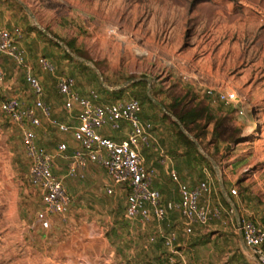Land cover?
<instances>
[{"label": "rangeland", "instance_id": "obj_1", "mask_svg": "<svg viewBox=\"0 0 264 264\" xmlns=\"http://www.w3.org/2000/svg\"><path fill=\"white\" fill-rule=\"evenodd\" d=\"M17 1L30 17L29 33L37 36L32 49L56 65L45 74L67 73L85 81L99 96L96 104L138 98L143 103L140 119L160 124L155 130L171 157L179 154L177 146L188 148V157H198L216 181L219 170L229 165L225 152L232 147L222 152L225 143L248 144L240 149L264 156V0ZM21 28L27 38V29ZM25 90L32 101L29 88ZM211 90L236 92L245 100L226 104L213 100ZM122 127L108 126L116 133ZM254 160L257 166L247 174L264 168L263 159ZM29 169L22 130L0 109V264H50L42 250L46 247L32 236L39 230L43 240H50L36 221L41 201L28 185ZM115 188L118 192L106 200L123 218L128 192ZM253 191L262 202L264 190ZM59 236L62 241L67 235ZM245 258L246 264H257L249 253ZM225 260L216 264H227Z\"/></svg>", "mask_w": 264, "mask_h": 264}, {"label": "crops", "instance_id": "obj_2", "mask_svg": "<svg viewBox=\"0 0 264 264\" xmlns=\"http://www.w3.org/2000/svg\"><path fill=\"white\" fill-rule=\"evenodd\" d=\"M259 1L262 2L263 0ZM260 4L261 9L264 8V3ZM22 6L17 0H0V29L21 28L23 26L28 33L31 32V27L29 28V25L31 26L30 17L27 12L28 16L24 14L23 9H21ZM261 12H263V9ZM28 35L27 38L24 35L21 45L25 49L26 60L32 65L34 73L40 78L44 86V100L51 106L53 118L70 126H75L78 123V109H75L73 113H68L63 107V98L56 88L57 76L62 73L48 77L41 70L37 60L43 55L37 54V51L32 49L33 44L34 46L37 45V36L33 35V33ZM12 66H16L13 60L0 53V72L4 75L0 82L3 89V97L18 96L26 105L32 106L34 99L27 101L26 97L28 96L25 94L26 87L31 92L25 74H23V71V73L19 72V68H13ZM76 83L77 91L82 96H88L91 88L85 84V81L79 80L78 82L77 79ZM51 92H53L52 95ZM31 96L35 98L32 92ZM232 109L231 113L235 112V106ZM223 112L226 114L227 110ZM241 112L243 111L240 110L239 114ZM37 114L42 119V124L35 128L39 145L50 152H54L60 142L66 141L69 144V153L74 148L79 147V144L70 134L71 132L62 133L56 126L50 124L40 111H37ZM6 117L9 118L7 115ZM10 122L13 123L11 120ZM144 123L152 125V130L154 129V132H152L154 144L161 146L159 141L161 136H158V132L155 130L160 124H153L150 120L144 121ZM127 124V122L122 121L121 127ZM127 126V128L122 127L118 133L105 126L99 130V133L115 140H122L127 137L130 131L129 125ZM228 145L232 147L225 152L226 157L228 156L229 165L225 167L224 171L219 170L221 175H216V181L212 179L210 172L197 156L196 159L188 157L191 151L188 148L177 146L179 154L174 157L169 155L170 161L166 165H162L159 162V153L154 147L146 148L143 151L146 166L155 168L159 173V177L154 181L153 185L161 192L164 205L180 201L177 184L172 181L168 171V167L170 168L173 165L178 170L181 180L190 186H194L209 177L211 178V191L203 198L210 205H220L223 208L234 207L236 209L234 217L225 214L221 220L213 221L207 226L195 225L194 229L198 230V232L192 239L183 240V238L188 237V234L184 231L183 217L176 208L168 210L167 218L164 222L154 221L151 224H145L140 219H136L130 220L133 223L131 226L128 218L126 219L128 233H121L118 237L116 235L115 238L108 236V232H111L113 228H117L121 219H123L118 216V211L114 210L113 206L107 203L106 200L107 196L116 194L118 189L115 188V192L112 195L107 193V188L112 186L111 179L104 168L93 163L89 164L88 173L84 180L71 178L64 180L71 194L72 203L67 214L53 217L51 227L45 230L50 234V240H43V237H40L39 230L34 231L32 236L35 240L37 239L36 242L46 247V249L42 250L46 252L47 261L50 264H134V258L138 255L141 248L139 236L144 234L145 231L149 238L156 236L155 242L159 239L163 240L162 235L169 231L177 233L178 239L175 243V252L167 249L163 241L159 252L169 258L170 264H216L220 258L226 259L227 264H246L247 259L245 257L249 251L241 234L236 230V225L238 219L245 218L252 219L264 227V199L260 202L252 194L255 187L264 190V179H259V177H264V168L261 171L257 170L254 175L247 174L252 168L254 169L257 166L254 159L264 160V156L252 154L250 148L240 149V147H246L248 144L240 146L236 143L235 146H232L231 143H225L222 152ZM60 160L55 165V172L58 175H63L69 162ZM224 173L226 178L223 179L222 175ZM253 176L254 180H252ZM101 181L104 183L100 187L99 183ZM252 181L256 182L255 186H252ZM233 188L240 189V196L230 194ZM219 191L222 194L221 197L218 195ZM84 196H88V200H84ZM126 204L127 197L125 209L123 210L124 216ZM151 227L153 230L155 229L154 233L151 232ZM50 229L52 230L51 232L49 231ZM62 233L67 236L62 237L64 240L59 241V235ZM210 241L214 242L213 244L215 245L210 243ZM45 242L48 244L44 245ZM221 243L222 245H220Z\"/></svg>", "mask_w": 264, "mask_h": 264}, {"label": "built area", "instance_id": "obj_3", "mask_svg": "<svg viewBox=\"0 0 264 264\" xmlns=\"http://www.w3.org/2000/svg\"><path fill=\"white\" fill-rule=\"evenodd\" d=\"M23 38L24 32L20 27L0 29V53L10 57L16 67L23 70L35 97L34 104L26 105L18 96L4 98L0 84V109L22 130L23 150L30 163L28 182L31 190L38 193L41 201L36 220L42 229L47 230L51 227L53 217L67 214L72 197L64 180L66 178L84 180L90 163L106 170L112 182V186L107 188L108 194H114L115 186L127 190L125 213L130 220L140 219L145 224L154 221L164 222L168 210L176 208L183 217L185 233L190 235L197 224L207 226L213 221L221 220L224 214L235 216L234 207L212 206L203 199L211 191L210 177L190 186L181 180L178 170L173 165L169 168V175L177 184L180 201L163 204L161 192L153 187L159 173L155 168L146 166L143 151L154 147L159 153V162L162 165L169 163L170 156L165 148L154 144L152 125L143 123L140 119L143 108L138 98L96 104L94 101L99 99V96L95 90H90L88 96H82L75 88L76 78L62 73L57 76L56 88L68 113L78 109V123L70 126L53 118L52 108L44 100V86L34 73L32 65L26 60L25 49L21 45ZM38 63L44 72L56 70L55 64L47 56H40ZM3 77V73L0 72V82ZM208 93L213 100L226 104L239 99L245 100L236 92L222 93L211 90ZM37 111L62 133L71 132L79 147L69 153V144L66 141L60 142L54 152L39 145L35 128L42 124V119ZM122 121L127 122L130 127L127 137L122 140H115L98 132L99 128L105 126H111L113 130L120 129ZM57 159L69 162L63 175L55 172ZM230 194L238 195L237 188H233ZM236 230L241 234L249 254L257 264H264V227L252 219L240 218ZM162 238L164 246L175 252L177 233L169 231L162 235ZM150 241L155 242L156 236H152Z\"/></svg>", "mask_w": 264, "mask_h": 264}, {"label": "trees", "instance_id": "obj_4", "mask_svg": "<svg viewBox=\"0 0 264 264\" xmlns=\"http://www.w3.org/2000/svg\"><path fill=\"white\" fill-rule=\"evenodd\" d=\"M68 45L70 46V48L73 49V47H71V43H69ZM141 104L143 108V103L141 102ZM126 219H128V217L125 213V216L123 217V219H121V222L119 223L118 227L113 228L111 232H108L107 235L110 237L113 236L115 238L116 235L118 237V235L121 233H128V223L126 222ZM139 237L141 242V248L138 255L134 258V264H170L169 258L165 254L159 253L163 241L162 239H159L157 242H151L147 233L140 234Z\"/></svg>", "mask_w": 264, "mask_h": 264}]
</instances>
